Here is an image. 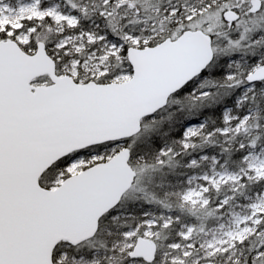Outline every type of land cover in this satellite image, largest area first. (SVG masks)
Here are the masks:
<instances>
[{
    "label": "snow or ice",
    "instance_id": "obj_1",
    "mask_svg": "<svg viewBox=\"0 0 264 264\" xmlns=\"http://www.w3.org/2000/svg\"><path fill=\"white\" fill-rule=\"evenodd\" d=\"M0 264H264V0H0Z\"/></svg>",
    "mask_w": 264,
    "mask_h": 264
}]
</instances>
